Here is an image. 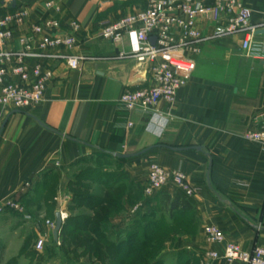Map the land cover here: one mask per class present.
<instances>
[{"label":"crops","instance_id":"1","mask_svg":"<svg viewBox=\"0 0 264 264\" xmlns=\"http://www.w3.org/2000/svg\"><path fill=\"white\" fill-rule=\"evenodd\" d=\"M48 1L0 0V16L7 10L28 9L30 21L37 22L50 13L45 8ZM58 1L62 14L56 17L73 19L87 32L74 54L96 60L80 71L59 67L40 106L6 116L0 135V203H23L51 177L64 182L66 172L81 159L117 167L121 186H132L129 192L141 195L148 169L156 163L169 172L182 171L196 190L187 197L169 183L161 193L183 197L193 208L172 220L184 219L189 229L177 235L183 248L201 259L209 250L222 254L224 245L207 243L206 226L218 227L225 244H238L244 251L264 247V146L244 139L248 131L264 130V61L244 55L239 37L207 43L175 105L161 104L158 113L129 114L120 98L126 88L144 85L143 72L132 62L113 60L119 49L91 36L99 21L119 16L126 5L111 0ZM241 1L253 11V24L264 25V0ZM144 3L136 0L134 5ZM211 32L207 26L204 34ZM258 39L264 40V35ZM126 154L140 155L118 158ZM11 213L0 215V230L11 228ZM126 221L115 217L107 226L123 237ZM25 226L34 230L30 223Z\"/></svg>","mask_w":264,"mask_h":264},{"label":"built area","instance_id":"2","mask_svg":"<svg viewBox=\"0 0 264 264\" xmlns=\"http://www.w3.org/2000/svg\"><path fill=\"white\" fill-rule=\"evenodd\" d=\"M111 1L125 4L126 10L99 21L91 36L119 49L113 60L132 62L143 72L144 85L128 87L121 95L120 103L129 114L158 113L161 104L175 105L207 43L239 37L244 55L264 61V40L258 39L264 25L253 24V11L241 0H145L142 7H135L136 0ZM45 8L50 12L47 17L33 23L28 9L7 10L0 16V127L10 113L42 104L59 67L80 71L85 63L96 60L74 54L86 31L73 19L56 17L62 14L61 2L48 1ZM207 26L212 32L206 36ZM23 27H28L25 33ZM244 139L264 146V130L248 131ZM169 183L187 197L196 193L182 171L169 172L152 163L143 190L146 203ZM144 206L140 202L132 212ZM7 211L23 213L22 202L0 203V215ZM61 215L64 220L66 215ZM204 235L208 244L224 245V251H207L201 264H264V247L247 252L238 244H225V235L216 226L204 227ZM45 243L42 238L37 250Z\"/></svg>","mask_w":264,"mask_h":264},{"label":"rangeland","instance_id":"3","mask_svg":"<svg viewBox=\"0 0 264 264\" xmlns=\"http://www.w3.org/2000/svg\"><path fill=\"white\" fill-rule=\"evenodd\" d=\"M116 168L101 161H92L72 167L62 183L56 177L43 180L39 193L45 189L47 194L41 197L38 192L34 196L30 194L32 197L29 195L22 203L23 213H11V228L0 230V264H201L196 252L183 248L177 240V235L189 232L184 227V219L173 223L158 199L149 204L144 192L141 195L139 191L129 192L132 186H121L120 181L115 180ZM94 169H98L103 178L88 180ZM100 180L114 181V184L106 188L104 184L97 183ZM89 196H112L121 201V206L112 212L102 207L97 213L86 207L87 202L83 199ZM143 201L144 208L133 213V209ZM126 205H129L128 210H125ZM58 212L66 215L65 228L55 238ZM109 213L107 223L115 217H126L123 237L111 232L107 223L103 225L102 218ZM87 217L93 220L92 225L85 223L87 231L76 228L73 221L84 223ZM68 219L72 222H67ZM25 223L34 225V230L29 231ZM40 225L44 226L43 231H39L42 229ZM42 238L46 243L39 251L36 247ZM118 250L122 252L119 256ZM127 251H130L128 259L122 263V256Z\"/></svg>","mask_w":264,"mask_h":264},{"label":"trees","instance_id":"4","mask_svg":"<svg viewBox=\"0 0 264 264\" xmlns=\"http://www.w3.org/2000/svg\"><path fill=\"white\" fill-rule=\"evenodd\" d=\"M4 13H1V15H3ZM92 160H88V159H81L79 161H77L76 163H74L72 166H77L79 164H87V163H91ZM96 162H100V160L98 159ZM103 163V162H102ZM97 165V164H96ZM97 170V171H96ZM119 174H116V177H115V180H120V175L118 176ZM97 178H103V176H101L100 174H98V169H94L90 174H89V177L87 178L88 180H96ZM91 180V181H92ZM97 183L99 184H104L106 188H110L112 187V185L114 184V181L110 182V181H105V180H100V181H97ZM44 191L43 194L42 192L39 193L40 196H43L45 194H47L46 192H48L46 190L45 192V189H43ZM163 191V190H162ZM162 191L156 195V197H154L153 199L151 200H156L158 199L159 200V204L161 206V208L163 209L164 212H168L169 213V217L170 219L174 220L175 218V215L178 214V213H186V212H191L193 210L191 204L188 202L187 199L183 198V197H180V196H175L174 198H171L169 195H162ZM28 197V195L26 196ZM76 202H80L78 199H75ZM75 200L72 202L74 204ZM83 200H86V207L91 210V211H95L98 213V209L102 207H105L106 208V211H109V212H112L114 211V208H120L121 206V201L120 200H117V199H114L112 196L110 197H101V196H89L87 199H83ZM149 200V201H151ZM79 205V203H77ZM95 212V213H96ZM117 212V210H116ZM115 212V213H116ZM111 213L109 214H106L105 216H103V225L107 223L108 221V217L107 216H110ZM67 222H72L71 220H67ZM76 228H79L81 231H84V228L86 229L87 225L93 223V220L91 217H87L86 219H84V223L80 220V223H76L75 221H73ZM66 223V222H65ZM85 223L87 225H85ZM82 224V225H81ZM94 225L97 227V223H94ZM102 224L100 226H103ZM65 228V225L62 226L61 230H64ZM87 231V229H86ZM128 247V245H127ZM117 255L119 256L120 253H122L120 250L117 251ZM129 253L130 251H127L123 256H122V263L125 261H127V257L129 256Z\"/></svg>","mask_w":264,"mask_h":264},{"label":"water","instance_id":"5","mask_svg":"<svg viewBox=\"0 0 264 264\" xmlns=\"http://www.w3.org/2000/svg\"><path fill=\"white\" fill-rule=\"evenodd\" d=\"M258 35H264V30L258 32ZM151 41H152L153 44L155 43V40L154 39H152ZM5 125H6V121H4L3 124H2V126H1L0 135H1V132H2L3 128L5 127ZM197 150L201 151L200 148H197ZM140 154H142V153H140ZM140 154L118 155V158L119 159H123V160L124 159H130V158L136 157V156H138ZM63 222H64V220L62 219V215H61V213L58 212L56 214V229L54 231L55 238H57L58 233L61 231V228L63 226Z\"/></svg>","mask_w":264,"mask_h":264}]
</instances>
